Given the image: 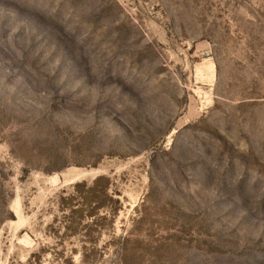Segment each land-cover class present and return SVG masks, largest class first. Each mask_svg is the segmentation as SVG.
<instances>
[{
	"label": "rangeland",
	"instance_id": "1",
	"mask_svg": "<svg viewBox=\"0 0 264 264\" xmlns=\"http://www.w3.org/2000/svg\"><path fill=\"white\" fill-rule=\"evenodd\" d=\"M0 264H264V0H0Z\"/></svg>",
	"mask_w": 264,
	"mask_h": 264
},
{
	"label": "trees",
	"instance_id": "2",
	"mask_svg": "<svg viewBox=\"0 0 264 264\" xmlns=\"http://www.w3.org/2000/svg\"><path fill=\"white\" fill-rule=\"evenodd\" d=\"M100 179H103V177H97V178H95L94 180H93V182H92V186L91 187H87V189L89 190V191H92V189H94L93 187H94V185H96V183L100 180ZM87 185V183L86 182H82L81 184H76L74 187H75V192L78 194H82L81 192H80V190H79V188L80 187H83V186H86ZM73 196L74 195H71V196H69V197H67L66 199L67 200H71V199H73Z\"/></svg>",
	"mask_w": 264,
	"mask_h": 264
}]
</instances>
